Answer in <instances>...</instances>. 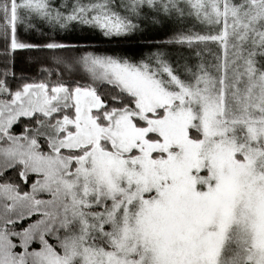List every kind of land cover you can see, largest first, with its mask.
<instances>
[{"label": "snow or ice", "instance_id": "1", "mask_svg": "<svg viewBox=\"0 0 264 264\" xmlns=\"http://www.w3.org/2000/svg\"><path fill=\"white\" fill-rule=\"evenodd\" d=\"M0 264H264V0H0Z\"/></svg>", "mask_w": 264, "mask_h": 264}]
</instances>
